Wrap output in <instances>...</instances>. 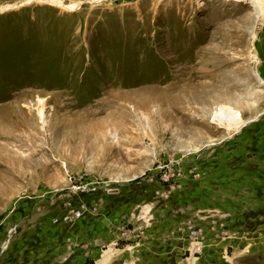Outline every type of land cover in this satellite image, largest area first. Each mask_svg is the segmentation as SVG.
Instances as JSON below:
<instances>
[{
	"label": "rangeland",
	"instance_id": "374dc122",
	"mask_svg": "<svg viewBox=\"0 0 264 264\" xmlns=\"http://www.w3.org/2000/svg\"><path fill=\"white\" fill-rule=\"evenodd\" d=\"M260 152L264 0H0V264H264Z\"/></svg>",
	"mask_w": 264,
	"mask_h": 264
},
{
	"label": "crops",
	"instance_id": "0c3cea01",
	"mask_svg": "<svg viewBox=\"0 0 264 264\" xmlns=\"http://www.w3.org/2000/svg\"><path fill=\"white\" fill-rule=\"evenodd\" d=\"M264 158V153H262V152H260L259 154H258V156L256 157V160L255 161H259V160H262ZM255 174H257V170L254 172ZM258 173H259V175L260 176H262L263 177V179H264V169H259L258 170ZM261 174H263V175H261ZM262 185H264V180H263V182H262Z\"/></svg>",
	"mask_w": 264,
	"mask_h": 264
},
{
	"label": "bare ground",
	"instance_id": "6f19581e",
	"mask_svg": "<svg viewBox=\"0 0 264 264\" xmlns=\"http://www.w3.org/2000/svg\"><path fill=\"white\" fill-rule=\"evenodd\" d=\"M232 1L239 3V2H243L244 0H232ZM249 122H252V121H249ZM111 260H112V258L110 259V256H109L107 259H105L104 261H102L99 264H110L111 263Z\"/></svg>",
	"mask_w": 264,
	"mask_h": 264
}]
</instances>
